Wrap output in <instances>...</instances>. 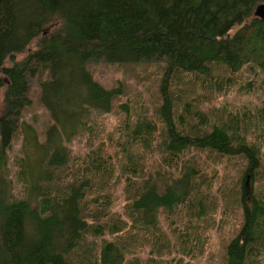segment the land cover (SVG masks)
<instances>
[{"label": "trees", "instance_id": "1", "mask_svg": "<svg viewBox=\"0 0 264 264\" xmlns=\"http://www.w3.org/2000/svg\"><path fill=\"white\" fill-rule=\"evenodd\" d=\"M260 2L0 0V264H137L127 258L135 254L128 229L149 244L152 264H162L155 257L169 251L173 234L186 236L188 255L204 252L217 205L201 196L194 151L243 157L233 197L241 220L223 261L264 264V138L247 141L245 110L210 107L239 72L264 79ZM98 60L157 62L158 94L146 111L120 101L112 151L101 139L79 155L73 140L92 132L123 94L120 80L105 86L93 77L87 65ZM29 77L49 118L41 133L23 117L33 101ZM206 99L210 112L201 108ZM16 139L19 194L7 160ZM118 185L123 198L114 203ZM182 205L195 217L179 218Z\"/></svg>", "mask_w": 264, "mask_h": 264}, {"label": "rangeland", "instance_id": "2", "mask_svg": "<svg viewBox=\"0 0 264 264\" xmlns=\"http://www.w3.org/2000/svg\"><path fill=\"white\" fill-rule=\"evenodd\" d=\"M157 64V62L140 61L135 64L119 66L98 60L87 65L93 77L105 86H111L120 80L123 94L120 100H114L112 110L99 118L92 132L80 135L73 140L72 146L75 152L82 155L90 145L97 146L101 139L106 143L107 149L112 151V143L108 139V135L111 133L110 129L119 124L123 117L117 112L118 103L128 99L129 103L141 106L143 111L152 108L151 102L158 94L157 87L161 72ZM237 78L235 85L213 93V104L206 99L201 108L210 112L207 105L212 104L211 109H215L216 105L222 104L223 107L227 106L240 113L245 110L247 112L245 117L247 141L259 144L256 139L264 138V79L261 80L259 73L254 69L239 72ZM247 81H250L251 84H248ZM28 88L33 101L23 111V117L29 120L41 133L49 118L45 108L37 100L38 86L33 77H29ZM239 117L241 116L239 115ZM20 145V139L14 140L7 152L8 170L14 181L15 170L18 167L14 160L18 161L15 155L21 156ZM193 155L203 172L200 178L203 177L205 181L201 184V196H203L202 198L207 197L209 201L215 202L217 205L215 220L210 222L212 227L205 230L207 238L211 239L213 245H208V249L206 248L202 253L194 251L188 255L187 251L182 250L188 241L186 236L183 235L185 238L181 242L173 234L171 239L173 243L169 244L172 247L169 248V251L164 249L162 254L156 256L155 259L162 264H167L169 261L174 262L179 258L183 264H225L223 261L224 245L235 233L241 220V208L236 200L233 201V197L237 196L240 190L245 162L240 155L225 156L198 151H194ZM260 161L264 165V150L261 152ZM148 163H151V158H148ZM14 188L19 194L21 189L19 182H14ZM223 193L228 195V201L222 198ZM122 198L121 186L118 185L114 194V203L119 202ZM224 205L226 210L222 211ZM176 214L179 218L185 219L195 217L183 205L180 206ZM205 234L200 237L205 239ZM100 236L102 237V235ZM103 236H107V234L104 233ZM91 238L89 235L87 240L90 241ZM125 239L129 242L130 248L135 250V254H127V258L137 259V264L154 263L149 254V244L144 241V238H137L133 231L128 229L125 232ZM96 240L99 243L100 237H97Z\"/></svg>", "mask_w": 264, "mask_h": 264}, {"label": "water", "instance_id": "3", "mask_svg": "<svg viewBox=\"0 0 264 264\" xmlns=\"http://www.w3.org/2000/svg\"><path fill=\"white\" fill-rule=\"evenodd\" d=\"M254 14L264 19V2H260L255 6ZM246 183L248 184V177L246 178Z\"/></svg>", "mask_w": 264, "mask_h": 264}]
</instances>
